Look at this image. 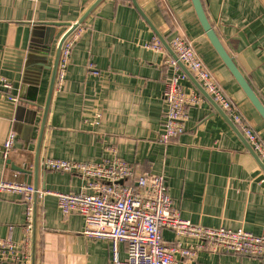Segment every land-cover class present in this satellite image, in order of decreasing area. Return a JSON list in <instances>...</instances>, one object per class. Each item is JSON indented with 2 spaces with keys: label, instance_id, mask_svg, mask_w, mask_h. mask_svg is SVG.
I'll return each mask as SVG.
<instances>
[{
  "label": "crops",
  "instance_id": "1",
  "mask_svg": "<svg viewBox=\"0 0 264 264\" xmlns=\"http://www.w3.org/2000/svg\"><path fill=\"white\" fill-rule=\"evenodd\" d=\"M95 0H0V76L12 84L10 100L0 90V148L10 132L13 149L0 153V182H22L44 192L36 200L34 264H111L105 240L82 235L83 218L63 216L54 193H78L82 177L41 166L44 158L95 162L106 148L129 163L136 174L162 175L181 219L203 228L242 229L264 235V172L213 104L186 78L185 92L203 97L188 110L183 134L163 145V88L173 74L171 56L147 48L154 34L131 0H102L78 27L63 84L53 90L33 174L36 141L51 64L62 26L49 32L43 54V31L34 24H74ZM220 43L264 106V0H200ZM153 28L169 44L183 36L212 73L236 111L264 146V122L250 104L204 34L190 0H136ZM45 55V57H44ZM44 59V60H43ZM44 61V62H43ZM44 64V65H43ZM92 64L99 76L90 73ZM182 71V70H181ZM36 111V116L31 115ZM30 112V113H29ZM228 117V116H227ZM245 139V138H244ZM25 204L20 195L0 191V238L20 243ZM194 243L162 232V242ZM32 235L30 242L31 264ZM125 258V246H119ZM179 264H264L263 259L201 252Z\"/></svg>",
  "mask_w": 264,
  "mask_h": 264
},
{
  "label": "built area",
  "instance_id": "2",
  "mask_svg": "<svg viewBox=\"0 0 264 264\" xmlns=\"http://www.w3.org/2000/svg\"><path fill=\"white\" fill-rule=\"evenodd\" d=\"M77 30L65 40L61 48L54 85L57 89L63 84L71 49L80 34ZM169 47L264 164V146L257 134L222 92L192 45L177 34L170 40ZM147 48L165 53L156 37H153ZM167 64L171 66L173 74L165 81L162 93L165 121L158 138L163 145L183 134L188 110L203 102L200 94L183 90L181 81L187 77L176 61L169 59ZM88 67L93 76H99L92 64ZM0 90L10 100H16L10 97L11 82L3 76H0ZM15 138L16 135L10 132L4 140L0 148L4 160L13 149ZM106 152L109 153L108 157L95 162L44 158L41 166L45 170L76 174L83 178L85 185L80 192L53 194L57 208L63 216L77 214L83 218V236L109 243L111 264H179L178 257L192 262L201 252L264 260V235L254 236L242 229L233 231L192 225L181 219L178 210L173 207L162 175H138L129 163L117 155L113 147L106 148ZM0 191L20 195L25 204L22 241L15 243L10 238H0V264H30L33 196L36 194L37 199H40L44 192L35 190L30 184L8 181L0 182ZM164 230H171L177 237L193 238L195 242L183 244L177 241L166 245L162 242ZM121 244L125 246V258L119 254Z\"/></svg>",
  "mask_w": 264,
  "mask_h": 264
},
{
  "label": "water",
  "instance_id": "3",
  "mask_svg": "<svg viewBox=\"0 0 264 264\" xmlns=\"http://www.w3.org/2000/svg\"><path fill=\"white\" fill-rule=\"evenodd\" d=\"M192 7L194 9L196 18L206 35L209 43L211 44L212 48L215 50L217 55L219 56L220 60L223 62V64L226 66L228 71L230 72L231 76L234 78L238 86L241 88L243 93L245 94L246 98L250 102V104L253 106L255 111L258 113L260 118L264 122V106L254 93V91L251 89L243 75L240 73L238 70L237 66L233 62L232 58L228 55L222 44L220 43L219 39L217 38L211 24L209 23L203 6L201 4L200 0H190ZM102 2V0H95L91 6L84 12V14L81 16V18L74 24H34V28L43 31V36H44V42H43V54H48V50L50 49V44L49 41H52V35L49 34V32L54 31V28H59L62 26L67 27V30L61 35L60 39L57 42L55 52H54V57L51 62V64L47 65L46 67H39V70L46 69L51 71V77H50V82L48 86V92L46 96V101L43 107L38 106L35 103V100L32 99L30 103L28 104L31 108L34 109H42V118L40 122V127H39V132H38V137L36 141V150H35V157H34V169H33V174L36 175L38 171V154H39V149L41 146V140H42V135L44 132L45 128V123H46V118L49 110V105L51 101V96L54 90V85H55V78H56V73H57V68H58V63H59V57H60V52L61 48L63 46V43L65 40L78 29V27L84 22V20L90 15V13ZM131 3L133 4L134 8L139 12V14L145 19V21L151 26L154 34L157 36L159 39L160 43L166 50V52L171 56L173 60L176 61L177 65L180 67L182 72L185 74V76L194 84L196 89L200 92V94L207 99L208 101L213 104L215 110L222 115L224 120L227 121L229 126L234 130V132L237 134L240 140H242L244 146L248 150V152L254 157L256 162L259 164L261 170L264 172V164L261 162V160L258 158V156L255 154L251 146L248 144V142L244 139L242 134L238 131V129L234 126V124L231 122V120L227 117V115L220 109V107L213 102V100L205 93V91L201 88V86L196 82L194 77L188 72V70L184 67V65L179 62L174 55L173 51L170 49L169 44L163 39V37L157 32L155 28L151 25V23L148 21L146 16L143 14L142 10L138 6L136 0H131ZM55 33V31H54ZM44 55V57H45ZM44 60V59H43ZM44 62V61H43ZM44 65V64H43ZM30 113V112H29ZM36 111H32L31 115L36 116ZM35 190H37V186H33ZM36 194L33 196V223H32V248H31V264H34L35 261V229H36V210H37V204H36Z\"/></svg>",
  "mask_w": 264,
  "mask_h": 264
}]
</instances>
